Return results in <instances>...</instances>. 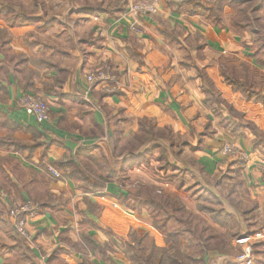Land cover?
<instances>
[{
  "label": "crops",
  "instance_id": "1",
  "mask_svg": "<svg viewBox=\"0 0 264 264\" xmlns=\"http://www.w3.org/2000/svg\"><path fill=\"white\" fill-rule=\"evenodd\" d=\"M139 1L155 3L157 14L132 15L128 7ZM254 1L251 11L256 14L258 28L252 30H246L245 25L237 28L231 22L235 9L228 5L229 0H221L219 9L215 8L217 18L211 12L202 13L204 9L215 10L213 0H84L81 7L74 5L81 9L100 4L109 12L63 19L61 23H71L73 29L62 28L60 32L51 25L58 22L50 21H45L44 29L35 24L9 29L15 53H0V137L10 134L4 130L6 121L18 129L13 130L14 148L10 143L0 148V197L2 206L36 204L26 219L34 260L39 264H108L97 249L109 246L111 251L106 254L110 264H129L120 248L131 233L147 235L164 246L163 232L152 225L149 210L134 209L132 197L128 198L129 185L136 182L143 191L147 186H159L161 175H172L178 190L170 188L168 192L182 195V173L192 172L201 180L191 167L209 180L221 172L228 174L222 176L223 181L243 165V185L257 190L259 197L254 213H250L255 219L253 228L264 227V179L258 163V154L264 153V138L256 144L245 126L233 129L226 124L228 116L219 113L214 104L206 108L198 77L204 69L227 103L264 132L262 104L234 95L222 83L216 64L218 57L238 53L245 62L254 63L251 68L264 79V65L255 63H264V47L256 44L264 41V0ZM131 25L141 33L132 31ZM1 27L5 23L0 21ZM29 32L32 35H26ZM55 33L57 37L71 36L70 42L60 44L54 37L50 41L49 36ZM27 36L30 38L25 39ZM43 38L45 42L39 40ZM24 40L33 42V53H27ZM17 56H22L20 61ZM104 65L110 67L117 85L89 88L85 77ZM253 87L264 97L263 83L255 82ZM26 94L48 104V122L37 125L22 111L18 100ZM146 118L171 129L173 138H187L179 146L174 140L172 152L188 158L189 167L172 162L164 170L158 161L148 165L144 164L146 159L139 163L120 161V154L133 149L130 140L141 132L139 124ZM227 144L234 147L239 163L222 154ZM133 163L137 165L130 167ZM81 170L86 176L79 173ZM87 183L103 187L90 191ZM133 189L130 192L135 186ZM225 209L219 216H236L229 206ZM193 211L191 216H197ZM179 222L178 232L193 233V226ZM260 230L253 234H264V229ZM219 231L224 233L222 226ZM242 231L244 235L246 231ZM210 241L204 243L209 251L203 259L206 264H220L216 259L219 254L213 251L214 240ZM258 241L256 264H264V238ZM189 243V248H195L199 241L182 239V247Z\"/></svg>",
  "mask_w": 264,
  "mask_h": 264
},
{
  "label": "rangeland",
  "instance_id": "2",
  "mask_svg": "<svg viewBox=\"0 0 264 264\" xmlns=\"http://www.w3.org/2000/svg\"><path fill=\"white\" fill-rule=\"evenodd\" d=\"M84 0H0V21L1 23H5V27H1L0 29H5L8 31V35L11 36L12 40L8 45H3L2 37L0 34V53H15L12 49V41L13 36L9 29L15 28V27H23L28 26L23 25L20 26V24H16L18 26H11V22L13 19L14 23H17L21 20L22 16L25 15L26 18L28 16L30 19H33L30 24H35L39 28H43L47 26L45 21L50 22H58L51 24L53 25V29H58L60 32L62 28L68 30L67 28H71L72 24L67 23V25H64L61 23V20L63 19H69L70 17H78L81 16L78 11H80V8H77L76 5L83 4ZM229 6H234V11L231 14V22H233L236 27L245 25L244 27L246 30H252L253 28H258L257 25L254 23L256 22V14L255 12H248V10L256 3L254 0H229ZM100 6V4H96ZM94 5V6H96ZM107 6V5H104ZM236 6V7H235ZM15 7L14 9L18 11H21L22 14H14V13H7V9H11ZM21 8L23 10H21ZM104 8V7H103ZM16 13V12H15ZM214 18H217V15H213ZM29 19V18H28ZM35 20V21H34ZM41 21V22H40ZM63 24V25H62ZM49 25V26H51ZM238 28V27H237ZM40 34V30L37 31ZM26 35H32L31 32L27 33ZM33 35H35L33 33ZM26 37L25 39H29L30 37ZM51 37H54L58 43L60 44H67L70 41L69 35L62 36L60 34H53V36H49V40L52 41ZM42 42L46 41V38L39 39ZM262 47H264V41L256 43ZM20 46V42H18V45ZM23 46L27 49V53H33V42L30 40H24ZM244 54V53H243ZM246 54V55H245ZM245 57H249L250 53H245ZM252 54V53H251ZM261 55L264 57V53H261ZM201 61V59L199 60ZM251 63V62H250ZM249 62H245L242 60L238 53H230L227 58H221L218 57V60L216 61V64L219 67V75L222 79V83L225 84L227 87L230 88L232 93L234 95L240 96L241 100L248 102L252 100H247L245 97L247 94L244 95L241 94V90L239 89H233L231 86V83L228 82L225 77L229 79H237L241 83H243L244 87L247 86L248 88L251 87L253 93H256L253 87V83L260 82L264 84V79L261 78V74H257L253 71V65L254 63L250 64ZM256 64H259L261 66V63L259 61L255 62ZM213 65H215L213 63ZM264 64H262L263 66ZM102 68V67H101ZM99 68L98 70H100ZM224 68V69H223ZM224 70V72L222 71ZM207 78L209 76L206 74ZM210 82L212 83V92L215 93V96L223 101L226 102V105L231 106L236 112L243 115V117H239L238 115L232 116L228 112V110L225 108V104H221L220 111L225 113L229 119L228 123H231L235 120H239L241 118L242 122L244 124L247 123V119L245 118V115L237 110L235 107H233L232 104L227 103V101L223 98L222 93L216 88L214 82L209 78ZM206 82H202V90H206ZM205 94V93H204ZM258 94V93H256ZM218 103V102H217ZM254 103V102H253ZM213 104V103H212ZM212 104L210 106H212ZM261 104V103H260ZM215 108L220 106V103L218 105L214 103ZM263 108L264 105L262 104ZM208 108V105L205 106ZM213 115L217 118V116L213 113ZM145 125H147V128L149 129L150 133L155 135L154 138H147L146 139V149L149 147L150 152L143 157H141V154L143 153L141 150H137L138 144L140 143V140H142L141 132L137 135L139 137L132 138L130 141L132 143V153L131 158L134 162H141L142 159H146L144 162L145 165H148L150 162H161L165 164V162H177L185 167H187L190 163L188 158H183L182 155L174 154L173 151V145L174 140H177V146L182 145V142H186L187 138L179 137L173 138V131L171 129H166L163 127H158L156 125V122L152 118H146L142 120ZM250 122V121H248ZM252 123L257 130H259L263 135L264 132L258 129V127ZM5 127L4 130L6 133H10L9 135H5L3 137H0V140H3L4 144L7 143H15L16 139L13 136V130H16V128L9 122L4 123ZM247 128V127H246ZM249 132L251 133V130L247 128ZM145 135V133L143 132ZM142 134V135H143ZM252 134V133H251ZM255 138V134H252ZM229 145V144H227ZM225 145V146H227ZM224 146V147H225ZM1 148V147H0ZM223 149V148H222ZM221 149V152H222ZM170 150V151H169ZM166 152V153H165ZM160 155H163L160 156ZM224 155V154H223ZM122 157H126L128 159V154L121 155ZM227 157L233 158L237 163H239L240 158L237 154L234 155H225ZM260 158L258 159V163H264V153L261 155L258 154ZM159 157H162L161 159H157ZM137 158L139 160H137ZM175 158V159H174ZM121 159V157H120ZM186 159V160H185ZM128 161V160H127ZM137 163L131 164L130 167L133 165H137ZM243 162H241L242 164ZM187 165V166H186ZM189 167V166H188ZM191 167V165H190ZM241 169L243 168V165H240ZM194 168V167H193ZM192 169V171L199 174V178L201 180H198L197 177L191 172V174L182 173L183 178V185L179 186L182 190V195L175 193V192H168L170 188H174L176 191L177 188V179L173 178H165L162 177V175L159 177L157 182L159 181V186L152 185L151 188L154 189V192L160 196V195H167L169 196L168 206L164 204L168 208V211L171 215H174L176 217L172 218L170 217L169 220L166 221V230L159 229V231L163 232V240H164V246H159L157 241H155L152 237L145 238V245L152 244L155 246V248H164L165 247V235L167 232H175L177 231V219H180L183 221L180 225H184L186 227L192 228L193 233H185L183 240H193L196 238V240L199 241V243L196 245L195 248H189L191 243L187 244L185 247L180 246L184 252L189 253L193 255L194 257H201V248L204 245V243H211L214 240L212 245L214 246L213 251L215 253L219 254L218 257H216L217 260H220V264H246L243 262L237 261V258L239 255L243 254L242 249L245 248V245H239L238 240L243 237H251V240L249 242V245L246 246L250 247L251 250V260L250 264H256V259L258 258V255L254 252V245L260 244L257 239H255L256 233L253 234L254 231H261L260 229H264V227H256L253 228V221L255 220L250 214L252 211L254 213V208L256 207L257 199L259 197L256 196L254 188L251 187H244L242 178H241V169L238 168V170H234L231 175H229V179H225L222 181V176H228L225 175L226 173H220L219 175H216L215 178H211L209 180L207 178V175H202V172L199 170ZM262 175V178L264 179V173L259 172ZM226 178V177H225ZM241 178V179H240ZM201 181V182H200ZM196 182L198 184H196ZM135 183V184H134ZM172 185V186H171ZM129 191H132L134 186L137 187V183L133 182V185H129ZM210 189V191L208 189ZM136 192V191H135ZM145 191H142L140 193L144 194ZM254 199H252V198ZM222 200H226V202H222ZM29 203V202H27ZM26 204V203H25ZM30 204H34L31 203ZM24 204H8L5 206H2L1 203V197H0V264H39L36 260H34L31 256L30 250H29V241L24 239V243L19 239L16 234H14V230L12 229V226L10 224V220L8 219V212L10 208L14 206H22ZM229 206L231 210H234L235 215L228 217L219 216V213L221 211H226L225 209ZM158 207V206H157ZM36 208V204L32 206V209ZM193 210H196L198 213L197 216H191L195 215L191 212H194ZM165 215H160L156 219L157 228L162 225V219H164ZM154 219L152 221V225L155 227ZM160 221V222H158ZM207 222V223H206ZM226 222L228 223L226 225ZM189 223V226H187ZM209 223V224H208ZM213 224L214 226L211 227L210 224ZM208 224V225H207ZM159 225V226H158ZM191 225V226H190ZM217 227H221L224 229V233H220L219 229H216ZM156 228V227H155ZM156 228V229H157ZM242 230H245L246 233L243 235ZM218 231V232H216ZM211 237V238H209ZM21 238V237H20ZM261 238H264V234L262 233ZM148 241V242H147ZM234 241V243H233ZM232 243V244H231ZM207 245V244H206ZM233 245V246H232ZM208 246V245H207ZM235 246V247H234ZM260 249V247H259ZM209 250H207L208 252ZM258 251V249H256ZM223 255V256H222ZM217 264V262H215Z\"/></svg>",
  "mask_w": 264,
  "mask_h": 264
},
{
  "label": "trees",
  "instance_id": "3",
  "mask_svg": "<svg viewBox=\"0 0 264 264\" xmlns=\"http://www.w3.org/2000/svg\"><path fill=\"white\" fill-rule=\"evenodd\" d=\"M221 0H213V8L215 9H219L217 7L220 6ZM15 7L11 8V9H7L6 12L7 13H14V14H22L20 13L21 11H18L14 9ZM213 9V10H214ZM216 9L214 11L212 10H209L208 12H206V9H204L205 12H202L204 14H207V13H210L212 15H216ZM21 10H23L21 8ZM252 10V7L248 10V12H253L251 11ZM16 12V13H15ZM103 12H109V11H106V9H102V6H90V5H83V7L80 9V11H78V13H85V14H98V13H103ZM29 18V19H28ZM28 18L25 17V15L22 16L21 20L17 23H14L13 22V19L11 22V26H18L16 24H20V26H23V25H27V24H30L32 22L33 19H30V17L28 16ZM35 21V20H34ZM23 24V25H21ZM0 34H1V37H2V42H3V45H8L12 38L10 35H8V31L5 30V29H0ZM22 56H17L16 59L17 60H21ZM261 64H264L263 61H260ZM224 72V70H222ZM198 77L199 79L201 80V82H206V90H202L203 93H205V101L207 103L208 106H210L212 103H216L218 105V103H220V106L217 107V111L220 113V107H221V104H225L226 105V102H223L221 100H219L216 96H215V93L212 92V83L210 82L209 78H207L206 76V72L204 69H200L199 70V74H198ZM27 78H28V75H27ZM225 79L231 83V86L233 89H239L241 90V94L244 95L245 97V94L246 95V99L247 100H252V102L254 103H261L264 105V97L260 96V94H256V93H253L251 87H247L243 85V83H241L240 81H238L237 79H229L227 77H225ZM204 88V87H203ZM201 87V89H203ZM218 102V103H217ZM212 104V105H213ZM225 108L228 110V112L230 113V115L234 116L235 115H238L239 117H243L242 114L236 112L231 106L229 105H226ZM235 114V115H234ZM228 121L229 119H226V124H228ZM7 122V121H6ZM225 124V126H227ZM231 125V128H242V127H247L251 130V133L252 134H255V141H256V144H260V143H263V141L261 140V138H264V135L259 131L257 130V128L250 122L247 121L246 124H244L241 120V118L239 120H235L231 123H229ZM140 130H141V136L142 137V140H140V143L138 144V147H137V150H141L143 153L141 154V157H143L144 155L148 154L150 152V148L148 147L146 149L145 145H146V139L147 138H151L155 135H153L152 133H150L149 129L147 128V125H145L143 123V121L140 122ZM16 129H18L15 125H13ZM210 126V122L207 123L205 129L206 131L204 132H207L208 128ZM143 132L145 133V135L143 134ZM143 134V135H142ZM136 138L139 137V135H136L135 136ZM134 137V138H135ZM4 144L3 140H0V147ZM11 144V148L13 149L14 148V144L13 143H10ZM132 145V143H131ZM127 151H129V154H128V159H126V157H122L120 154L118 156V158L120 159V161L122 160L123 161V164L124 162H128L130 160H132L131 158V154L132 153L131 151L132 150H128L127 148ZM166 153V152H165ZM163 157V155H160ZM162 157H159L157 159H161ZM128 160V161H127ZM137 160H139L137 158ZM134 162V161H133ZM163 169H167V168H170V163L169 162H165V164H163ZM77 171V170H76ZM88 173H91L90 170H87ZM80 174L82 175H85L86 176V173L83 172L82 170L79 171ZM171 178V177H169ZM88 187H90V191H94L95 189L97 188H100L102 189L103 186H100L99 183H95V185H91L90 183H87ZM139 187V184H137V187L135 186V191L133 192H130L128 193V198H131L133 201V207L135 210H141L142 207L146 208L149 210L150 212V217L152 218V220L154 219V224H155V227L157 228V223H156V219L157 217H159L160 215H165L164 219H162V225H158V229H164L166 230V221L169 220L170 217L174 218L175 216L174 215H171L170 212L168 211V208L166 206H164V204H166L168 206V201H169V196L163 194V195H160L158 196L155 192H154V189L151 188V186H147V187H144L145 189L143 191H145V195L140 193L142 192L141 189H138ZM134 190V189H133ZM158 206V207H157ZM176 219V217H175ZM178 221H180L179 223L181 224L183 221L180 219H177ZM160 222V221H158ZM14 234H16V236L21 239V241L24 243V239L20 238V236L14 232ZM183 236H185V232H178V231H175V232H167L166 235H165V247L164 248H155L154 245L152 244H148L147 246L144 244L146 239L148 236L147 235H143L142 237H139L136 233H131L129 236H128V241L121 245V248H120V251L125 255V257L127 258V261L129 262V264H206V262L204 261L203 259V256L204 254L207 252V248L205 245H203V247L201 248V257L197 258V257H194L193 255L189 254V253H185L184 250H182L180 248V246H182V238ZM86 245L88 247H91L90 245V242L88 241V239H85L84 240ZM26 242V241H25ZM148 242V241H147ZM254 252L256 254V249H258L260 247L259 244H255L254 246ZM30 248V247H29ZM111 251V249L108 247H99L97 249V253L100 255V257L102 259H104L108 264H110V260L108 259V256H107V252L109 253ZM80 264H87V261H82V263Z\"/></svg>",
  "mask_w": 264,
  "mask_h": 264
},
{
  "label": "built area",
  "instance_id": "4",
  "mask_svg": "<svg viewBox=\"0 0 264 264\" xmlns=\"http://www.w3.org/2000/svg\"><path fill=\"white\" fill-rule=\"evenodd\" d=\"M129 12L135 16H152L157 14L158 7L153 2L148 1H139L131 3L128 7ZM131 30L136 33H141L138 27L131 25ZM85 80L90 87L93 85H101L102 87L114 88L117 85V79L113 75L109 66L104 65L100 70H97L93 73L88 74L85 77ZM89 92V91H88ZM19 106L22 111L29 117H31L37 125H42L49 121L50 118V109L47 103L43 101L40 97L26 94L23 95L18 100ZM235 153L234 147L232 145H227L223 147L222 154L224 155H233ZM260 170L264 173V163H260ZM49 173L55 178L58 177V174L51 168H49ZM32 204L26 203L22 206L11 207L8 212V219L12 229L21 237L26 240H30V235L26 229V219L27 215L32 214L34 211L32 209ZM259 240L261 235L257 234L254 237ZM251 237H243L238 240L239 245H249ZM242 249L243 254L239 255L237 261L250 264L251 260V250L249 246H246Z\"/></svg>",
  "mask_w": 264,
  "mask_h": 264
}]
</instances>
